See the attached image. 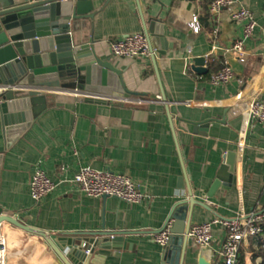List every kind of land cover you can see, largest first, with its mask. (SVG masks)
I'll return each instance as SVG.
<instances>
[{"label": "crops", "instance_id": "crops-1", "mask_svg": "<svg viewBox=\"0 0 264 264\" xmlns=\"http://www.w3.org/2000/svg\"><path fill=\"white\" fill-rule=\"evenodd\" d=\"M94 1L99 8L106 0ZM240 1L257 22L244 43L245 61L232 50L243 37V23L225 9L212 13V0L104 4L94 19V50L121 70L133 101L114 96L105 102L80 101L73 92H55L54 104L9 147L0 135V207L18 221L3 220L11 264H75L62 238L102 230L139 232L126 236L135 240L130 247L124 243L120 250L100 249L104 264H161L167 246L181 262L198 264V255L204 253L211 264L220 263L212 251L222 244L223 228L215 226L216 239L204 249L189 244L191 226L264 210V124L251 117L248 102L239 100L257 92L264 98V0ZM193 16L200 23L198 32L189 25ZM152 20L164 23V46L153 48L148 57L112 53L113 40L136 32L146 35ZM80 32L89 37L90 23ZM196 57L206 59L205 73L193 70ZM227 64L234 77L213 84L211 76ZM85 166L128 174L146 198L130 203L92 197L62 182ZM38 169L59 185L36 202L30 181ZM219 176L222 184L215 195L204 197ZM194 199L207 208L186 204L183 219H170L179 202ZM169 222L171 229L178 223L182 232L172 233L161 246L153 236ZM261 242L264 232L243 245L244 264H262Z\"/></svg>", "mask_w": 264, "mask_h": 264}, {"label": "water", "instance_id": "water-1", "mask_svg": "<svg viewBox=\"0 0 264 264\" xmlns=\"http://www.w3.org/2000/svg\"><path fill=\"white\" fill-rule=\"evenodd\" d=\"M94 3V0H0V135L6 147L54 104L55 92L76 90L100 96L131 98L133 93L126 89L121 70L109 59L100 58L94 50V19L104 7L103 4L95 8ZM85 22L90 23L89 37L80 32ZM146 36L152 52L153 48L164 46L167 43L164 23L152 20ZM205 61L204 57L194 58L193 70L199 74L205 73ZM78 99L107 101L81 95ZM221 184L222 177L219 176L202 195L213 197ZM193 201L179 202L170 219H183L188 211L186 204L207 208L203 202ZM2 210L0 207L1 221L18 222L2 216ZM175 227L172 233L182 232L178 229V223ZM136 233L139 232L102 230L85 234L83 238H62L61 241L63 247L70 246V257L75 264H104L100 249L120 250L124 243L130 247L135 240L126 236ZM188 242L193 243L189 237ZM84 243L87 244L86 248L83 247ZM197 262L211 264L204 253L198 255ZM161 264L195 263L186 262V259L182 262L175 260L170 246H167Z\"/></svg>", "mask_w": 264, "mask_h": 264}, {"label": "built area", "instance_id": "built-area-1", "mask_svg": "<svg viewBox=\"0 0 264 264\" xmlns=\"http://www.w3.org/2000/svg\"><path fill=\"white\" fill-rule=\"evenodd\" d=\"M227 10L230 16L243 23V37L234 42L232 50L239 55L240 61H245L246 50L245 40L250 38L256 28V19L252 11L240 0H212L210 11L218 13ZM195 32L200 30V23L197 16H193L189 24ZM219 28L213 31L217 35ZM112 53L120 57L136 58L148 57L152 54L148 37L141 32L127 34L116 38L111 42ZM192 52V47L188 48ZM234 77V70L231 65H225L219 72L211 76V82L215 85H223ZM76 96L97 97L107 100L110 96H100L86 92L72 91ZM240 98V97H239ZM118 100L132 102L133 98H116ZM248 102L251 117L264 124V98L257 92L246 100ZM141 102V101H139ZM75 184L86 195L92 197H103L104 195L119 198L130 203H140L146 198V194L139 189L138 184L126 173L114 172L111 170H100L90 166L80 168V170L68 180L62 182ZM59 183L52 180L48 174L38 169L33 174L30 181L31 196L34 201L39 202L46 195L50 194L58 187ZM2 216L15 218L13 212L2 210ZM5 221H0V264H11L10 262V241L3 225ZM220 225L225 231V237L218 249L212 251L213 258H220L221 264H238L240 252L243 245L251 238L258 237L264 230V210H256L249 213L240 212L234 217L220 218L203 221L194 224L189 229L187 236L200 248H208L216 239L215 226ZM171 223L154 233L153 239L161 246H166L172 236ZM86 248L87 244L84 243ZM89 253V250H86ZM219 262L217 264H220Z\"/></svg>", "mask_w": 264, "mask_h": 264}, {"label": "trees", "instance_id": "trees-1", "mask_svg": "<svg viewBox=\"0 0 264 264\" xmlns=\"http://www.w3.org/2000/svg\"><path fill=\"white\" fill-rule=\"evenodd\" d=\"M263 232H264V230H263ZM260 247L262 250H261L260 254H258V256L262 257V264H264V242H261ZM238 264H244L243 258H241V257L239 258Z\"/></svg>", "mask_w": 264, "mask_h": 264}]
</instances>
